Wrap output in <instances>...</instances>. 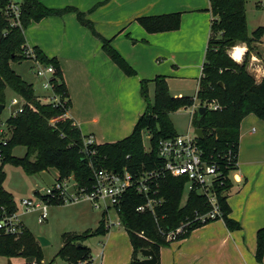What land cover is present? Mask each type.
I'll return each instance as SVG.
<instances>
[{"label": "trees", "instance_id": "16d2710c", "mask_svg": "<svg viewBox=\"0 0 264 264\" xmlns=\"http://www.w3.org/2000/svg\"><path fill=\"white\" fill-rule=\"evenodd\" d=\"M246 1L208 0V11L212 18L210 35L201 76L197 80V92L193 98L171 96L165 76H157L152 81L141 80L140 95L146 106L130 135L117 142L94 144L85 148L78 127L72 120L63 118L71 102L57 60L46 57L36 47L32 48L35 59L42 66L50 65L55 69L51 83L53 92L60 97L61 102V105L56 106L42 103L40 97L35 95L33 86L11 68V63L30 60L26 55L24 32L32 22L49 16H61L73 9L50 10L37 0H20L16 21L7 9L10 1L0 0V105L4 110L7 89L27 103L20 113L6 119L7 133L0 140V207L7 213L16 210L13 198L2 188L5 177L2 167L5 164L20 166L30 175L55 170L57 181L72 177L76 187L87 190L93 186L94 168L115 171L126 168L134 178L154 173L148 182L151 188L148 197L130 188L123 194L119 205L118 217L132 248L129 264H142L139 259L142 249L152 250L156 264H159V249L170 243L166 235L182 225L186 226L176 237L177 240L186 239L194 230L217 220H222L229 231L238 230V223L228 218L226 200L227 192L232 187L229 174L238 170L239 126L250 114L264 122V75L260 82H256L244 63L238 64L227 55L228 48L234 47L237 42L245 43L248 50L254 49L252 44L261 43L264 28L255 29L250 36L247 34L244 13ZM76 15L80 23L100 40L102 50L110 60L126 76H134L135 71L111 47L110 41L100 37L91 23L84 20L82 13L76 12ZM138 23L147 33L175 31L180 25V13L139 18ZM218 32L221 37L215 39L213 35ZM254 50L258 55V50ZM150 82L154 84L153 103L147 98ZM195 100L199 106L214 101L221 107L220 110L207 109L200 117L195 111L191 118L192 127L203 132V139L198 140L203 156L214 161L223 176L222 182L215 187L220 217L207 219L204 223L196 220L195 216L210 210L206 198L192 191L182 202L185 178L159 173L163 162L157 157L158 143L177 135L169 115L181 108L192 107ZM143 132L149 136L148 151L143 146ZM18 146L25 149L22 158L12 155L13 149ZM229 153L232 154V162L228 161ZM35 195H38L37 191ZM148 200L155 202L153 213L149 209L136 211L137 207L145 205ZM105 220V213H102L94 231L64 235L63 246L59 251L61 258L67 264H89L90 249L82 243L89 236H105L108 233ZM263 252L264 230L261 229L256 235L255 258L258 262ZM0 255L6 258L19 256L36 260L40 264L43 260L37 241L26 228L17 239L9 236L0 238Z\"/></svg>", "mask_w": 264, "mask_h": 264}, {"label": "crops", "instance_id": "0c3cea01", "mask_svg": "<svg viewBox=\"0 0 264 264\" xmlns=\"http://www.w3.org/2000/svg\"><path fill=\"white\" fill-rule=\"evenodd\" d=\"M37 1L50 10L73 9L61 16L32 22L24 37L29 49L36 47L46 57L57 60L71 102L64 118L72 120L83 137L91 135L95 139L103 134L101 129L120 131L122 125L118 123L114 128L113 122L116 116L124 119V112L131 107L134 116L138 114L136 121L146 106L144 101H137L141 80L165 76L169 91L173 79L197 83L201 76L212 19L208 0ZM76 12L84 15L100 37L110 41L111 47L135 71L133 77L126 76L110 60L100 40L80 23ZM174 13H180V25L175 31L147 33L138 23L139 18ZM260 42L255 46L261 55H251L248 71L256 82L264 75L263 36ZM235 48L240 52L239 60L235 58ZM246 50L244 43H238L229 55L240 64ZM13 70L34 87L32 80H26L27 72ZM104 143L113 142L100 144ZM237 168L226 202L228 218L238 223L239 229L229 231L222 220L209 223L186 239H176L161 247L159 264H264V252L260 262L255 258L256 234L264 230V122L252 114L240 122ZM109 232L108 244L126 234ZM126 237L129 249L115 252V258L105 264H128L132 248ZM139 259L143 258L139 255Z\"/></svg>", "mask_w": 264, "mask_h": 264}, {"label": "rangeland", "instance_id": "374dc122", "mask_svg": "<svg viewBox=\"0 0 264 264\" xmlns=\"http://www.w3.org/2000/svg\"><path fill=\"white\" fill-rule=\"evenodd\" d=\"M245 13V23L246 30L248 36L252 34V32L262 27L264 28V0H247L244 6ZM215 39L221 37L220 32L213 35ZM262 38V37H261ZM264 40V35H263ZM242 43V42H241ZM245 44V43H244ZM238 45V42L236 43ZM235 45V46H236ZM246 45V44H245ZM251 47V46H250ZM254 49L258 50V47L252 44ZM233 48V47H232ZM232 48H228L227 55L230 57L229 52ZM246 52L242 57L240 64L244 63L246 65L247 71L250 68L251 55H256V51L252 48L248 50L246 47ZM235 58L236 60L240 59V52L238 48H235ZM261 54L258 52L257 56ZM231 58V57H230ZM232 59V58H231ZM162 62V60H159ZM158 61V62H159ZM177 62V61H176ZM178 63V62H177ZM13 69L15 71L21 69L24 73H28L26 76V80H32L34 83V92L38 97H42L40 95H46L49 93L48 90L42 88V80L35 77V72L37 69V65L34 64L33 60H25L21 63H11ZM253 76V75H252ZM129 77V76H128ZM133 77V76H132ZM255 79V76H253ZM36 80V81H35ZM170 89L169 94L173 97H194L197 92V83L193 80L181 81L179 79H173L170 81ZM150 85V86H149ZM147 86V98L150 103L154 101V84H149ZM6 101L5 108L1 112L0 115V129H2L3 134L7 133V129L5 127L6 119L13 114V111L16 107L10 106L11 99L15 98L14 95L9 89L5 91ZM137 101L140 100L142 103L144 99L140 95V84L139 90L137 92ZM145 103V102H144ZM199 106V102L197 100L194 101V105L188 108H181L176 112H173L169 115L170 121L172 123V127L174 132L177 135L190 133V130L193 131L194 127H192L190 119V113L196 111V107ZM103 107L97 108L99 112ZM134 109L131 107L124 112V119H121L119 116H116L114 123V128H116L117 124L120 123L122 125V129L120 131H108V129H101L103 132L102 135L95 136V142L100 144L102 142H114L116 140H121V138H125L131 131L133 124L135 125L136 117L134 116ZM64 118V117H63ZM135 122V123H134ZM99 136V137H98ZM142 141L143 146L146 151L149 150V136L147 133H142ZM25 149L23 147H15L12 151V155L17 158H22L24 156ZM2 171L4 172V181L2 183V188L5 192L11 195L14 200L15 206L18 209V214L20 220L25 225V228L33 235V237H41L46 240L48 243L45 246H40L43 260L41 264H67L59 255V251L63 246V236L66 234H78L81 235L86 231H94L97 228L99 221L102 217V213H104L105 208L95 209L92 204L87 201H79L76 203H53L48 204V214L45 221L41 224L37 222V211L24 212L19 207V201L22 199H31L35 203L38 200V196L35 195V192H39L43 194L46 188L50 187L57 180V173L55 170H49L47 172H41L38 174H27L20 166H15L11 164H5L2 167ZM232 174L230 175L231 178ZM68 192H73V181L70 180L67 184ZM186 191L183 193L182 202L185 201ZM106 219L112 220L115 222L117 220V216L112 209L107 210ZM221 221V220H218ZM109 231L115 233L116 231L125 232L122 226L113 225L109 229ZM109 232V233H110ZM127 234V233H126ZM123 238H118L115 241H112L108 244L107 236H89L83 241V245L90 249V255L95 264L102 262L106 263V260L115 258L117 251H126L129 249V244L127 242V235ZM257 235V234H256ZM40 264L36 260H28L19 256L6 258L0 255V264ZM130 262V261H129ZM128 262V264H129ZM101 263V264H102Z\"/></svg>", "mask_w": 264, "mask_h": 264}, {"label": "built area", "instance_id": "2783aa9c", "mask_svg": "<svg viewBox=\"0 0 264 264\" xmlns=\"http://www.w3.org/2000/svg\"><path fill=\"white\" fill-rule=\"evenodd\" d=\"M8 10L17 21L19 17L18 5L13 0H9ZM26 55L30 60H33L37 65L35 77L41 79L42 88L48 90L49 93L40 97V101L53 106L61 105L60 97L53 92L51 79L55 76V69L52 66H42L34 57L32 49L27 47ZM27 104L21 97L16 96L11 99L10 106L16 107L12 115L20 113L23 106ZM32 108L31 105H29ZM199 107V106H198ZM206 109L220 110L221 107L214 101L204 104ZM197 109V107H196ZM193 111L191 117L193 116ZM191 122V121H190ZM190 133L175 135L174 137L161 140L157 146V157L163 162V166L159 173L167 174L172 177H183L186 180L184 191L186 196L194 191L206 198L210 210L204 214H196V220L204 223L207 219L213 220L220 217V211L215 195V187L222 182L223 176L219 167L214 161H209L203 156V153L198 145V138L194 130ZM2 129H0V140L4 137ZM96 144L93 136L83 137V146ZM91 152L90 154H92ZM232 154H228V161L232 162ZM91 165V164H90ZM234 172H231L230 175ZM154 173L141 175L139 178H134L126 168L121 170H107L103 168L93 169V186L90 190L76 187L73 178H65L61 181H55L50 187L46 188L43 194L38 192V200L35 203L31 199H22L19 201V207L24 212L37 211V222L43 223L48 214V204L55 203H76L79 201L90 202L95 209L105 208V218L107 210L112 209L117 220H105V228L109 231L111 226H122L118 217L119 205L123 194L130 188H133L136 193L148 197L150 193V178ZM232 177V176H231ZM232 179V178H230ZM73 181V192L69 193L67 184ZM155 202L148 200L145 205L137 207L136 211L144 212L149 209L152 211ZM153 213V211H152ZM182 225L175 231L169 232L166 235L167 241H174L176 237L183 232ZM25 226L19 218L18 209L11 213H7L3 207H0V238L13 237L17 239L24 231ZM35 264V263H32ZM76 264H87L86 262H77ZM89 264H94L91 258ZM101 264V263H98Z\"/></svg>", "mask_w": 264, "mask_h": 264}, {"label": "water", "instance_id": "95a60500", "mask_svg": "<svg viewBox=\"0 0 264 264\" xmlns=\"http://www.w3.org/2000/svg\"><path fill=\"white\" fill-rule=\"evenodd\" d=\"M16 4H19L20 3V0H13ZM3 110V106L0 105V114ZM206 107L204 106H199L197 107L196 109V112H197V115L200 117L202 116L205 112H206ZM194 133L195 135L197 136V138L199 140H202L203 139V132L201 129H194ZM36 241L39 243L40 246H45L47 245L48 243L46 242L45 239L41 238V237H37L36 238ZM80 246V244L78 245ZM140 256L143 258L141 260V263L142 264H156L157 260H156V256L154 254V252L152 250H149V249H142L140 250Z\"/></svg>", "mask_w": 264, "mask_h": 264}]
</instances>
